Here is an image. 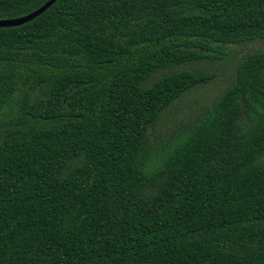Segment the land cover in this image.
Wrapping results in <instances>:
<instances>
[{
    "label": "trees",
    "instance_id": "1",
    "mask_svg": "<svg viewBox=\"0 0 264 264\" xmlns=\"http://www.w3.org/2000/svg\"><path fill=\"white\" fill-rule=\"evenodd\" d=\"M46 1L0 0V19ZM254 40L264 0H56L0 27V264H264V49L147 137L212 76L158 71Z\"/></svg>",
    "mask_w": 264,
    "mask_h": 264
},
{
    "label": "rangeland",
    "instance_id": "2",
    "mask_svg": "<svg viewBox=\"0 0 264 264\" xmlns=\"http://www.w3.org/2000/svg\"><path fill=\"white\" fill-rule=\"evenodd\" d=\"M261 49H264V40L224 46L212 44L210 49L201 50L203 56L200 58L186 62L187 64L180 67L158 71L157 76L185 67L205 71L212 76L206 83L190 88L161 112L157 120L149 126L147 137L150 145L157 146L165 143L197 115L205 112L232 82L236 63L245 54ZM191 50L198 52L200 48L194 46Z\"/></svg>",
    "mask_w": 264,
    "mask_h": 264
},
{
    "label": "water",
    "instance_id": "3",
    "mask_svg": "<svg viewBox=\"0 0 264 264\" xmlns=\"http://www.w3.org/2000/svg\"><path fill=\"white\" fill-rule=\"evenodd\" d=\"M56 0H47L44 4L39 6L38 8L34 9L33 11L19 16L15 18H4L0 19V27H11V26H18L23 23H26L36 16L40 15L43 13L48 7H50Z\"/></svg>",
    "mask_w": 264,
    "mask_h": 264
}]
</instances>
